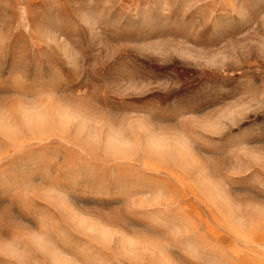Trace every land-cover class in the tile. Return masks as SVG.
<instances>
[{
    "label": "rangeland",
    "instance_id": "1",
    "mask_svg": "<svg viewBox=\"0 0 264 264\" xmlns=\"http://www.w3.org/2000/svg\"><path fill=\"white\" fill-rule=\"evenodd\" d=\"M0 264H264V0H0Z\"/></svg>",
    "mask_w": 264,
    "mask_h": 264
}]
</instances>
